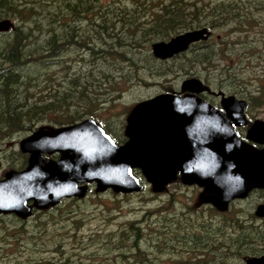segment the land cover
I'll use <instances>...</instances> for the list:
<instances>
[{
	"label": "trees",
	"instance_id": "obj_1",
	"mask_svg": "<svg viewBox=\"0 0 264 264\" xmlns=\"http://www.w3.org/2000/svg\"><path fill=\"white\" fill-rule=\"evenodd\" d=\"M97 1L37 0V3L33 1V5L40 6L37 11L27 0H0V20L20 22L18 26L14 23L10 32L0 34V146L27 137L39 126L63 127L87 118L96 120L116 143H121L123 122L113 124L111 118L98 120L96 114L102 107H114L119 98L135 88L177 94L179 91L169 81L175 76L179 79L196 77L211 86L201 71H207L205 68L214 59L211 48L196 49L195 45L166 61L155 59L150 51L154 41H168L202 27L198 8L195 18L193 10L186 14L183 0H129L128 3L112 0L103 8L97 6ZM219 1L210 10L217 12L212 15L217 17L213 22L219 25L223 16L231 15L237 25L248 30L249 26L243 23L248 20L253 23L252 8L243 0ZM262 4L264 6V0H255L253 7L258 10ZM43 24L44 32L41 31ZM70 48L81 53L76 57L79 59L76 67H71L65 59ZM56 71L53 77L52 72ZM210 80L217 83L214 78ZM228 80V76L221 80L226 84L227 93L238 92L228 85ZM220 84L216 90H221ZM14 156L12 168L22 170L26 159L21 154ZM134 175L141 178L138 171H134ZM177 183L170 187H181ZM80 200L69 199L47 210L34 211L31 220L5 216L11 225L0 228V235L4 236L0 239V264H88L85 259L98 264V260L94 261L98 254L91 253L97 247L105 251L104 259L116 252L124 262L133 257L148 262L149 256L154 255L153 251L148 252L144 242L149 237L155 238L147 242H153L150 248L158 252L160 259L162 253H171V257L192 255L188 264H241L246 254L245 249L241 250L245 239H236V248L232 239H217L219 253L215 258L218 261L213 259V254L200 255L201 250L185 254L189 249L196 250L203 242L190 239L189 245L188 239H184L190 231L188 226L183 233L185 226L176 232L170 225L185 224L184 218L170 220L166 215L160 218V222L165 223L160 225L165 228L160 234L147 237L136 222H129L119 239H115L113 231L105 236L102 231H96L88 235L91 242L88 244L87 239H77L81 229V221L76 216L79 212L70 208ZM65 217L69 218L65 233L69 231L74 238L55 239ZM149 220L143 225H149ZM3 229L8 230L6 235ZM260 234V228L253 232V235ZM93 238L97 240L92 241ZM69 240L85 247L73 254L68 249ZM123 243L127 245L125 250L121 247ZM90 247L92 250L85 257L80 255Z\"/></svg>",
	"mask_w": 264,
	"mask_h": 264
},
{
	"label": "water",
	"instance_id": "obj_2",
	"mask_svg": "<svg viewBox=\"0 0 264 264\" xmlns=\"http://www.w3.org/2000/svg\"><path fill=\"white\" fill-rule=\"evenodd\" d=\"M11 28L10 20L0 21V33ZM210 35L206 28L185 32L168 42L153 43L151 53L168 60ZM180 89L183 96L159 94L136 104L126 118L123 145H116L93 119L39 130L23 139L19 149L28 155L27 166L0 179V215L26 220L33 210L84 198L92 184L97 193L138 194L145 185L134 171L154 193L163 192L179 175L182 185L204 188L199 196L202 203L220 210L252 189L264 188V151L240 141L227 118L198 97L207 90L199 79L184 80ZM221 107L231 121H243L246 102L225 97ZM262 125L256 121L248 139L260 135ZM55 153L60 155L57 161L43 157ZM245 263L261 264V260Z\"/></svg>",
	"mask_w": 264,
	"mask_h": 264
},
{
	"label": "rangeland",
	"instance_id": "obj_3",
	"mask_svg": "<svg viewBox=\"0 0 264 264\" xmlns=\"http://www.w3.org/2000/svg\"><path fill=\"white\" fill-rule=\"evenodd\" d=\"M29 4L33 1L37 3V0H27ZM47 1V0H40ZM56 1V0H55ZM112 0H98L97 6L100 8L106 7ZM123 2L128 3L129 0H122ZM231 2H237L240 0H230ZM246 2L245 0H243ZM219 0H183L182 4L185 7L186 14H189L192 10L196 12L195 18H197L198 13L196 8L199 9L200 12V20L201 26L200 28H208L212 32V37L202 46H197L196 49L208 47L213 50V61L210 62V65L205 69L207 71H202L203 75L206 79L209 80V84L211 88L215 89L218 87V84L221 85V91L227 93L226 84L224 81L225 77H229L228 85H231L233 88H238L239 93H245L250 96L251 108H262L264 107V11L262 9L252 10L250 13L254 12V21L248 20L244 22L243 25L249 26L248 30L242 28V26L237 25L236 21L233 19L231 15L223 16L224 19L220 21L219 25L216 21L217 17H212V15L216 14V11H210L214 7L215 4L219 3ZM37 11L40 10V6L38 4L33 5ZM194 19V18H192ZM16 26L20 25V22H16L15 20L10 19ZM45 21V19H44ZM251 22V23H250ZM214 26V27H212ZM44 24L41 27V31L44 32ZM217 27V28H215ZM246 31V33H245ZM41 36V35H40ZM155 42V41H154ZM153 42V43H154ZM157 42V41H156ZM151 46V45H150ZM81 53L73 48H70L69 52L65 54V59L71 63V67H76L78 65V60L76 57L80 56ZM224 69V70H223ZM56 72H52V76L55 77ZM226 74V75H225ZM240 79L238 80L237 77ZM173 78V77H172ZM169 79L170 83L175 86V90L180 91L181 83L186 80L179 79L180 77L175 76L173 79ZM196 78V77H193ZM211 78H214L216 82H211ZM199 79V78H197ZM201 80V79H200ZM159 94L160 91H154V89H146V88H135L130 92L125 93L121 98L115 102V106L111 108H101L96 117L98 120L106 121L107 118H111L113 124H116L118 121H122V133L125 127V119L129 112V110L137 103L142 100L148 99L150 97L155 96L154 94ZM156 94V95H157ZM250 94V95H249ZM262 111H251L249 113L250 117L254 118H262ZM53 127H40L37 130L49 129ZM23 138H19L21 140ZM18 140L14 139V141L10 140L5 142L0 148H5L6 144L12 142H18ZM17 149V147H16ZM9 149H6V151ZM15 156L11 155L9 159L5 160L3 153H0V177L4 175L5 172L12 170V166L14 165ZM177 183V182H176ZM179 185V183H177ZM171 186L168 187V190L161 194H154L149 188H147L143 193L132 194V195H116L111 191H107L103 194L96 193L95 188L92 187L87 196L81 199L79 202H75L70 206L74 210L78 211L77 218L80 219L81 229L77 234V239H87L90 233H94L96 231H102L103 235H110L109 232H114L115 239H119L121 237L122 230L127 227L129 222H136V226L140 228L141 232H145L146 236L149 237L151 234H160L162 231H165L164 227L160 225H164L165 223L160 222L161 216L165 215L168 210L178 211L183 208V206L187 203L190 204L189 210L193 212L196 210L198 197L193 192L182 195L184 187ZM196 188V187H191ZM175 189V192L169 194ZM190 200V201H187ZM66 202V200H63ZM67 210V209H66ZM162 210V211H160ZM160 211V212H159ZM159 212V213H158ZM150 219V220H149ZM176 219V218H175ZM174 219V220H175ZM28 220H31L29 218ZM149 220V225H143V223ZM69 223V218L65 217L62 220L61 231L57 233L55 239H73L72 234L66 230H64ZM124 223V224H123ZM182 223V222H181ZM179 224L178 222L172 223V228L174 231L178 232L180 227L185 226V224ZM123 224V226H121ZM192 226H200L202 224L199 222L190 223ZM8 225H11V222L5 218V216H0V228H4ZM186 226L188 224L186 223ZM183 229V233H185V229ZM189 227V226H188ZM223 230L220 229L216 234L226 235ZM228 230V229H226ZM8 230L3 229V234L6 235ZM174 234V233H173ZM177 234V233H176ZM232 234V231L228 233ZM65 236V237H64ZM2 235H0V239H2ZM145 239L144 242L148 245V252L153 251L154 255L149 256V261L146 262L144 259L140 261L139 258H134L129 262H124L121 256L112 252L110 257L104 259L105 251L96 248L91 253L98 254L95 260H98V264H188L191 256H172L171 253L164 254L162 253V257L158 255V252L155 250H151V246H153V242H147ZM179 239H183L180 237ZM96 238H93L92 241H96ZM145 243V244H146ZM69 252L73 254H77L79 249H83L85 246L83 245H74V241L69 240L68 243ZM66 245V247H67ZM103 245V244H102ZM90 246V245H89ZM237 245H233V248H236ZM121 247L125 250L127 248L126 243H123ZM147 250L143 247V250ZM245 246L241 250H244ZM10 252H13L8 249ZM92 248L90 247L87 252L82 251L81 256L88 254ZM9 253V252H8ZM127 258V256H126ZM160 259V262H159ZM88 264H93L87 259H85ZM177 261V263L175 262ZM96 264V263H94ZM241 264H243L241 259Z\"/></svg>",
	"mask_w": 264,
	"mask_h": 264
},
{
	"label": "flooded vegetation",
	"instance_id": "obj_4",
	"mask_svg": "<svg viewBox=\"0 0 264 264\" xmlns=\"http://www.w3.org/2000/svg\"><path fill=\"white\" fill-rule=\"evenodd\" d=\"M243 2L246 6L251 7L252 10H255L253 5L255 4V0H245ZM260 7V6H258ZM259 9L264 11L263 4ZM212 35L209 37V39ZM198 46H202L201 44L196 43ZM195 45V44H194ZM192 45V46H194ZM201 49V48H200ZM205 85V84H204ZM206 87L207 90H203L202 93L199 94V98L209 104L210 106L216 108L220 113H222L227 119L228 124L232 125V130L234 131L235 135L239 140L244 142L245 144L251 146L254 150L257 151H264V125H262V130L260 135L251 136L248 139V132L253 127L256 121H260L264 123V107L262 108H251V101L250 96L245 93H239V91H235L232 93H224L220 89L214 90L211 86H203ZM238 90V88H234ZM250 95V94H249ZM225 97H234L236 100H241L246 102V109L244 110V117L243 121L234 119L231 121L227 114L223 111L221 107L222 99ZM262 111V118H254L250 117L249 113L251 111ZM234 122L236 126H233ZM241 122V123H240ZM124 136V135H123ZM260 139L261 142H258ZM122 141V140H121ZM126 142V138H123L121 143L117 144H124ZM17 143V142H16ZM16 143H10V146L7 145L5 149L0 148V153H3L5 160L9 159L12 154H21L24 159H26L27 163V155L22 154L18 149H16ZM6 149H9L6 151ZM47 160H58L60 155L59 154H52V155H45L44 156ZM166 189L165 191H167ZM164 191V192H165ZM176 190L173 189L169 194L175 192ZM204 191V188H183L182 195L193 192L198 197V203L196 204V210L190 212L189 206L191 203H187L183 206L181 210L178 211H171L168 210L166 212L167 218L170 220H174L177 217L184 218L185 226L187 222H199L201 221L202 224L200 226H192L189 223V234L184 236V239H188V243L190 245V239H201L203 244L201 246H197V249L188 250L185 254L189 252H196L201 250L202 252L200 255L207 257L210 254L214 255V260L218 261L215 256H218L219 251L216 247V244H219L217 239H232V245H237L236 239H245V256L242 258L243 264L247 259H258L261 260V264H264V188L252 189L245 198L233 199L229 202L225 210H220L219 206H214L212 204H204L201 202L199 196ZM190 201V200H187ZM262 207V211L257 213L258 208ZM162 211V210H161ZM173 218V219H172ZM226 235L216 234L219 232L220 229L223 230ZM261 229V234L253 235V232L256 229ZM228 229V230H226ZM232 231V234H228ZM148 239H155L153 237H149ZM201 247V248H200ZM203 247V248H202ZM195 248V247H194ZM211 249L213 252H211ZM235 254V249H234ZM259 263V262H258ZM217 264V263H216Z\"/></svg>",
	"mask_w": 264,
	"mask_h": 264
},
{
	"label": "bare ground",
	"instance_id": "obj_5",
	"mask_svg": "<svg viewBox=\"0 0 264 264\" xmlns=\"http://www.w3.org/2000/svg\"><path fill=\"white\" fill-rule=\"evenodd\" d=\"M26 104V103H25Z\"/></svg>",
	"mask_w": 264,
	"mask_h": 264
}]
</instances>
